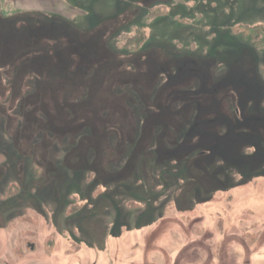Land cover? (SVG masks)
<instances>
[{
	"label": "rangeland",
	"instance_id": "374dc122",
	"mask_svg": "<svg viewBox=\"0 0 264 264\" xmlns=\"http://www.w3.org/2000/svg\"><path fill=\"white\" fill-rule=\"evenodd\" d=\"M258 26L264 0H0V264H264Z\"/></svg>",
	"mask_w": 264,
	"mask_h": 264
},
{
	"label": "trees",
	"instance_id": "16d2710c",
	"mask_svg": "<svg viewBox=\"0 0 264 264\" xmlns=\"http://www.w3.org/2000/svg\"><path fill=\"white\" fill-rule=\"evenodd\" d=\"M236 32L238 35L242 37H247V38H250L251 40H256L264 35V28H261L260 26L253 27V28H236ZM144 41H145V35L143 31L141 29H136V31L126 39L122 47L124 49L136 51L143 45ZM9 188L4 198H8L12 196V194L9 193ZM28 220H27L28 223L32 221L31 219H28Z\"/></svg>",
	"mask_w": 264,
	"mask_h": 264
}]
</instances>
